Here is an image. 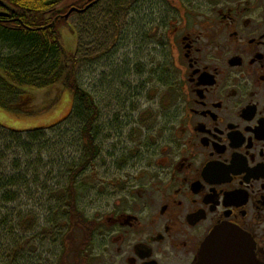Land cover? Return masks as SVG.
<instances>
[{
    "label": "flooded vegetation",
    "instance_id": "flooded-vegetation-1",
    "mask_svg": "<svg viewBox=\"0 0 264 264\" xmlns=\"http://www.w3.org/2000/svg\"><path fill=\"white\" fill-rule=\"evenodd\" d=\"M98 1H87L93 15ZM138 9L135 52L157 82L167 73L169 120L149 133L137 185L74 246L58 241L51 258L29 264H197L222 226L264 264V0H140ZM16 12L0 0V27L24 26Z\"/></svg>",
    "mask_w": 264,
    "mask_h": 264
},
{
    "label": "rangeland",
    "instance_id": "rangeland-1",
    "mask_svg": "<svg viewBox=\"0 0 264 264\" xmlns=\"http://www.w3.org/2000/svg\"><path fill=\"white\" fill-rule=\"evenodd\" d=\"M76 1L78 0H70L68 5ZM103 18L105 16H100L101 29H96L94 33L77 26L76 17L69 20L71 24H64L60 29L65 52L73 56L77 55L79 46L77 31L81 33L83 50L87 48L86 55L82 54L83 50L78 55L83 60L81 76L86 78L82 82L84 81L85 88L90 89L101 111L99 135H96L100 157L78 180L79 209L88 219L99 221L104 218L103 212L105 213L111 198L117 196L122 188L137 185L136 178L143 169L142 152L150 137L149 133L165 126L173 109L168 100L167 87L156 80L155 65L148 62L144 55H136V20L131 22L129 16L127 20L121 18V39L110 51V58L105 56V60L101 61L102 65L95 66L97 63H92L91 66H86L84 61L95 59L112 42L114 30L110 27L109 19L105 26ZM1 51L7 53L6 50ZM113 61L114 74H111L109 66H112ZM136 64L141 71L144 69L145 74L136 75ZM128 70L133 76H123ZM117 80L119 85L115 86ZM34 94L38 99L36 114L28 116L0 106V125L15 131L32 130L58 124L70 115L74 102L71 92H63L53 103L48 91L46 93L45 90L36 89ZM57 152L52 158L49 155L45 157V166L38 173L42 186L34 184L30 175L27 181L30 188L14 204L13 215L9 216L11 225L5 228L4 223L7 222H4V216L0 218L1 263L10 262L9 258L15 248L21 256L18 264L51 258L52 250H59L58 236L55 239L53 234L66 231L65 225L64 228L56 227L59 222L57 218L65 214L60 210L58 200H54L49 192H59L66 187L67 171L71 167L69 164L79 161L81 150L78 144L77 147L74 144L69 148H60ZM55 161L58 163L55 164ZM43 186L45 187L42 189ZM25 218L27 220L24 221ZM51 232L53 234L49 235ZM75 233L79 238V231Z\"/></svg>",
    "mask_w": 264,
    "mask_h": 264
},
{
    "label": "trees",
    "instance_id": "trees-1",
    "mask_svg": "<svg viewBox=\"0 0 264 264\" xmlns=\"http://www.w3.org/2000/svg\"><path fill=\"white\" fill-rule=\"evenodd\" d=\"M87 1L80 0L68 5L70 0H13L17 11L15 18H20L24 26L18 24L15 27H0V49L7 51L4 54L0 50L1 107L28 116L36 114L38 112V99L34 94L36 89L45 90L46 93L48 91L50 97L52 96V103L65 91L71 92L74 98L70 115L50 127L15 131L0 125V218L4 216V222H7L4 223L5 228L11 225L9 216L13 215L14 204L21 200L23 193L30 188L27 182L30 175L34 184L42 186L38 173L42 166H45L46 156L52 158L60 148H69L74 144L77 147L78 144L81 158L78 162L67 163L71 167L67 171L66 187L59 192H49L54 200H58L60 210L65 214L57 218L59 222L56 227L64 228L65 225L66 231L48 234H53L55 239L58 236L59 242L73 246L78 237L75 231L85 234L87 229L94 226V221L88 219L79 209L78 180L100 157L96 135H99L101 111L90 89L85 88L86 85L84 81L82 82V79L86 78L81 76L83 60L78 56L84 49L81 45L83 44L81 33L77 31L79 46L77 55L73 56L65 52L60 29L64 24H70L65 17L73 8L83 11L73 13L70 19L76 17L77 26L84 27L90 33L101 29L100 16H105L103 18L105 26L109 19L110 27L114 30L112 42L95 59L84 61L86 66H91L92 63H97L95 66L102 65L101 61L105 60V56L110 58V51L121 39L119 35L121 18L127 20L129 16L130 21L134 22L140 3V0H100L96 3L93 15ZM134 42L136 45V39ZM86 49L83 50V55H86ZM114 62L109 66L111 74ZM134 67L137 76L145 72L144 69L142 71L139 69L138 64ZM157 75L159 82L167 87L168 100L172 104L175 93L169 84L167 73L158 72ZM123 76L129 77L133 74L128 70ZM114 85H119L118 80ZM56 163L58 161H55ZM19 256V250L13 249L10 262L18 264L21 258ZM10 262L7 264H11Z\"/></svg>",
    "mask_w": 264,
    "mask_h": 264
},
{
    "label": "water",
    "instance_id": "water-1",
    "mask_svg": "<svg viewBox=\"0 0 264 264\" xmlns=\"http://www.w3.org/2000/svg\"><path fill=\"white\" fill-rule=\"evenodd\" d=\"M74 12L72 9L65 17L66 20ZM251 241L232 227L222 226L203 243L197 264H259L251 254Z\"/></svg>",
    "mask_w": 264,
    "mask_h": 264
}]
</instances>
